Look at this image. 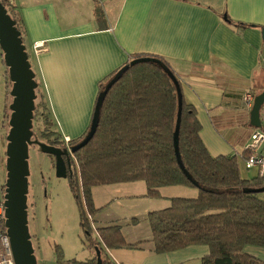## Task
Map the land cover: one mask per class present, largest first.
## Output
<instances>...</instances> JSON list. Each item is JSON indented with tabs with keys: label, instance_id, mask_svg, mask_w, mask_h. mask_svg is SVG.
Segmentation results:
<instances>
[{
	"label": "crops",
	"instance_id": "obj_1",
	"mask_svg": "<svg viewBox=\"0 0 264 264\" xmlns=\"http://www.w3.org/2000/svg\"><path fill=\"white\" fill-rule=\"evenodd\" d=\"M12 2L24 27L31 68L63 139H79L90 129L101 81L136 55L156 56L170 65L184 101L195 108L209 153L236 155L243 178L258 176L244 168L245 147L255 128L243 96L264 92V0ZM96 10L104 13L100 22ZM40 43L44 49L38 52ZM98 221L97 228L120 226L128 244L141 243L108 250L118 264H202L209 254L205 245L156 253L148 220L144 233H139L138 219L127 220L124 227L118 220L93 222ZM244 252L264 260L262 247L246 246Z\"/></svg>",
	"mask_w": 264,
	"mask_h": 264
},
{
	"label": "trees",
	"instance_id": "obj_2",
	"mask_svg": "<svg viewBox=\"0 0 264 264\" xmlns=\"http://www.w3.org/2000/svg\"><path fill=\"white\" fill-rule=\"evenodd\" d=\"M0 2L16 22L24 42V27L12 0ZM96 18L100 22L104 13L96 10ZM143 58L157 59L171 69L160 57L134 56L125 65L129 66L128 69L104 98L92 139L83 148L75 153L70 151V156L64 157L71 165L67 178L92 258L64 261L59 254L57 264H97L99 259L101 264H118L109 256L108 250L132 249L140 245L128 244L120 226L96 229L91 220L98 212L92 188L140 181L147 185L148 198H160L159 189L168 186L198 190L197 197H174L169 207L148 213L156 253L205 245L209 254L202 264H264V261L244 252L250 245L264 248L262 193L244 192L247 188H264V179L259 176L243 178L236 155L213 157L200 137L202 126L195 108L182 99L178 147L184 169L190 176L188 178L175 152L176 86L158 64L141 62L130 65L133 60ZM122 68L100 82V93ZM173 74L181 87L178 77ZM36 95L33 132L34 126L42 120L46 128L53 129V133L60 136L59 140L48 145L64 148L65 142L51 117L39 83ZM88 132L71 140L69 146H77ZM244 155H248L247 151Z\"/></svg>",
	"mask_w": 264,
	"mask_h": 264
},
{
	"label": "rangeland",
	"instance_id": "obj_3",
	"mask_svg": "<svg viewBox=\"0 0 264 264\" xmlns=\"http://www.w3.org/2000/svg\"><path fill=\"white\" fill-rule=\"evenodd\" d=\"M3 61L0 48V204L5 195L7 180L6 150L12 103V83ZM52 130L46 128L40 120L34 126L33 140L47 145L51 141L59 140L58 133H53ZM63 141L65 142V139ZM29 170V232L37 264H57L59 254L64 261L73 259L87 261L92 258L89 243L80 227L79 209L71 192L69 180L56 176L55 158L44 153L39 146L32 145L29 150ZM246 172L253 176L258 173L256 169ZM145 190V196H142ZM159 191L161 197L153 200L146 197L145 182L94 187L92 198L98 212L91 220H118L124 227L127 220L138 219L142 221L139 233H144L147 224L145 220H148L147 216L149 211L152 212L151 209L156 211L167 208L173 197L194 198L198 195L197 189L183 186L162 187ZM260 197L264 200V193L260 194ZM92 223L94 228L100 227L99 221L97 224ZM113 255L116 257L115 252Z\"/></svg>",
	"mask_w": 264,
	"mask_h": 264
},
{
	"label": "water",
	"instance_id": "obj_4",
	"mask_svg": "<svg viewBox=\"0 0 264 264\" xmlns=\"http://www.w3.org/2000/svg\"><path fill=\"white\" fill-rule=\"evenodd\" d=\"M0 48L3 53V60L8 69L9 79L12 83V103L10 105L11 115L9 119L10 130L7 135L8 144L6 150L7 180L4 195L5 226L11 241L15 264H37L32 236L29 232L28 220L30 146L37 145L44 153L55 158L56 176L58 178L67 179L71 165L69 162L65 161L64 157H69L70 155L67 149L57 148L41 143L38 140H33V121L38 83L36 82V75L31 68L29 55L21 37V33L16 27V22L11 18L7 9L1 2ZM141 62H153L158 64L176 86L178 94V115L174 134L175 152L181 169L184 170L187 177L190 178L182 164L178 147L183 99L180 84L172 70L157 59H136L133 60L130 65ZM128 67L129 66L123 67L106 85L104 91L99 94L89 132L81 143L71 148L72 153H75L87 145L94 136L98 125L101 104L109 89ZM263 105L264 92L256 96L254 106L250 112V124L253 128L260 127V112ZM244 192L255 194L264 193V188H247ZM97 264H101L100 259Z\"/></svg>",
	"mask_w": 264,
	"mask_h": 264
},
{
	"label": "built area",
	"instance_id": "obj_5",
	"mask_svg": "<svg viewBox=\"0 0 264 264\" xmlns=\"http://www.w3.org/2000/svg\"><path fill=\"white\" fill-rule=\"evenodd\" d=\"M36 50L42 51L44 44H36ZM255 95L252 92H246L243 96L244 103L248 110H252L255 101ZM70 140L65 138L67 150L70 152L71 149L68 146ZM264 105L260 112V127L255 128L250 136V141L245 147L248 155L244 159V165L247 171L256 169L258 176L264 179ZM5 208L4 198L0 204V264H15L11 241L7 233L5 226Z\"/></svg>",
	"mask_w": 264,
	"mask_h": 264
},
{
	"label": "flooded vegetation",
	"instance_id": "obj_6",
	"mask_svg": "<svg viewBox=\"0 0 264 264\" xmlns=\"http://www.w3.org/2000/svg\"><path fill=\"white\" fill-rule=\"evenodd\" d=\"M71 141V140H70ZM70 143V142H69ZM69 143H68V145H69ZM65 147L64 148H62V149H66L67 148V146H66V143H65V145H64ZM70 147V146H69ZM71 148V147H70Z\"/></svg>",
	"mask_w": 264,
	"mask_h": 264
}]
</instances>
